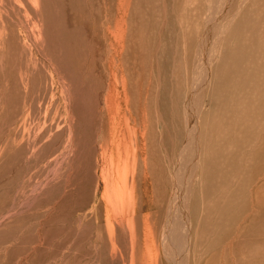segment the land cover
<instances>
[{
	"label": "rangeland",
	"instance_id": "obj_1",
	"mask_svg": "<svg viewBox=\"0 0 264 264\" xmlns=\"http://www.w3.org/2000/svg\"><path fill=\"white\" fill-rule=\"evenodd\" d=\"M189 1L129 0L120 52L113 38L117 0H0V264H122L110 256L106 223L123 217L131 219L137 264L149 227L160 264H175L164 255L166 238L180 224L177 199L175 220L165 228L175 183L183 186L179 195L192 183L193 208H204L196 218L197 245L200 235L208 239L190 264L254 263L243 258L249 243L264 247V181L256 179L264 172V43L251 42L250 25L241 26L205 77L194 55L206 8H197L196 26L189 6L202 0ZM199 90L207 93L194 138L186 110L194 112ZM117 145L121 160L129 155L133 208L107 201L100 169ZM253 202L261 210L252 212ZM247 226L259 238L246 235ZM129 237L120 244L124 264Z\"/></svg>",
	"mask_w": 264,
	"mask_h": 264
},
{
	"label": "bare ground",
	"instance_id": "obj_2",
	"mask_svg": "<svg viewBox=\"0 0 264 264\" xmlns=\"http://www.w3.org/2000/svg\"><path fill=\"white\" fill-rule=\"evenodd\" d=\"M199 1V0H198ZM225 2L226 0H202L201 2V7L200 5L198 6V3L196 2V8H194V3L192 2V0L189 1V4H192L190 5L189 7H192L191 8V11L194 12L195 14V23L196 26H197V20L199 18V14H202V12H197V8L199 7L200 9L201 8H206V10L204 11V18H203V23L201 26L198 25V29L199 33H196V35L198 34L197 38L195 39V41L197 42V45H198V48L196 49L197 50V53L196 55V59L194 60H203L202 61V67L204 68V76L206 77L207 75V69L210 68V63L211 62H214V61H218L221 57V55L223 56L227 50L230 49V47H226L225 49H223L224 45L226 44H231V36H232V33H234L237 37V34H239L238 32H243V30H241V26H246V25H250V33H249V36L250 37V40L251 42L254 41V42H257L258 44H262L264 43V21H263V18H264V10L262 8V5L264 6V2L262 3V0H233L230 4V6H227V10H225L226 7L223 8V6H225ZM128 4H129V0H117V15H116V18H115V34L113 35V38L115 40L114 43H116L119 47V51L121 52L123 47H124V41H125V32H126V28H127V25H126V16H127V11H128ZM165 7V6H164ZM220 8H223L221 13H220V18L218 17V10ZM165 9V8H164ZM163 9V10H164ZM199 10V9H198ZM179 11V10H178ZM190 11V10H189ZM246 11L250 14H252V16L254 17V20H256L257 23H254L252 21L254 20H249L245 14H246ZM160 12V11H159ZM158 12V13H159ZM217 13L214 15V13ZM179 14V13H177ZM212 14L214 15V17L212 16ZM181 15V14H180ZM199 15V16H198ZM158 16V15H157ZM194 16V15H193ZM164 17V16H163ZM218 17V18H217ZM187 18V17H186ZM218 19V20H214L215 23L213 25V29L212 31L209 33H207V35L202 32L201 34V31H202V27L204 25H207V23L211 20V19ZM159 19V18H158ZM164 19V18H163ZM162 19V20H163ZM192 19V18H191ZM178 20V19H177ZM193 20V19H192ZM186 21V20H185ZM184 21V22H185ZM188 21H189V18H188ZM201 21V20H200ZM212 21V20H211ZM213 21V22H214ZM162 23V22H161ZM180 23V22H179ZM189 23V22H188ZM191 23V22H190ZM193 24V25H194ZM209 24V23H208ZM180 25V24H179ZM257 25H261L262 26V29H259L260 32L254 34L253 33V30L256 29V26ZM162 26V25H161ZM174 27V26H173ZM172 27V28H173ZM190 27V26H189ZM259 27V26H257ZM170 28V26H169ZM194 28V27H193ZM245 28V27H244ZM197 29V28H196ZM184 30V29H182ZM191 30H193L191 28ZM207 30H210L209 28ZM194 31V30H193ZM184 32V31H183ZM189 33V31H187ZM237 32V33H236ZM191 33V32H190ZM185 34V33H184ZM193 33H191L192 35ZM187 35V34H186ZM193 36V38L196 37ZM246 35V34H244ZM189 36V35H188ZM241 36V35H239ZM238 36V37H239ZM187 37V36H186ZM247 37V39H248ZM111 38V37H110ZM188 38V37H187ZM192 38V37H191ZM246 39V37L244 38ZM193 40V39H192ZM190 39V41H192ZM187 41V40H185ZM184 41V43H185ZM194 41V40H193ZM195 41L193 43V45H195ZM247 41V40H246ZM236 42V41H235ZM245 42V41H244ZM241 43V42H240ZM247 43V42H246ZM186 44V43H185ZM253 44V43H252ZM191 45V44H190ZM249 45V44H248ZM247 45V46H248ZM188 46V45H187ZM256 46V45H255ZM261 46V45H260ZM190 47V46H189ZM193 46H191L192 48ZM252 47V46H251ZM244 48V47H243ZM258 48V47H257ZM264 48V47H263ZM195 49V46L193 48V50ZM201 49V50H200ZM262 49V47H261ZM235 51H237L236 49H234ZM260 50V49H259ZM233 51V50H232ZM244 51V50H242ZM254 51V50H253ZM196 52V51H195ZM231 52V50H230ZM119 53V52H117ZM228 53V52H227ZM232 53V52H231ZM245 53V52H244ZM193 54V53H192ZM229 54V53H228ZM227 54V55H228ZM236 54V53H235ZM259 54V53H258ZM204 55V58H202V56ZM207 55V56H206ZM244 55V54H243ZM257 55V54H256ZM4 56V55H3ZM235 56V55H232V57ZM252 56V55H251ZM260 56V55H259ZM117 57H118V54H117ZM200 57V59H199ZM240 57V56H239ZM230 59V57H228ZM227 58V59H228ZM241 58H242V55H241ZM240 58V59H241ZM259 58V57H257ZM2 59V58H1ZM117 61L119 60V57L116 58ZM232 59V58H231ZM230 59V60H231ZM235 59V58H234ZM238 59V58H236ZM260 59V58H259ZM193 60V61H194ZM242 60V59H241ZM240 60V61H241ZM244 60V59H243ZM264 60V59H263ZM197 61V63H198ZM208 61V62H207ZM220 61V60H219ZM232 61V60H231ZM234 61V60H233ZM232 61L233 65H234V62ZM239 61V60H238ZM200 62V61H199ZM245 62V61H244ZM257 62V61H256ZM264 62V61H263ZM262 62V63H263ZM195 63V62H194ZM246 63V62H245ZM252 63H254L252 61ZM260 63V62H259ZM199 64V63H198ZM220 64V63H219ZM244 64V63H243ZM255 64V63H254ZM253 64V66H255ZM258 64V63H257ZM196 65V64H195ZM238 65V64H237ZM242 65V64H241ZM246 65V64H245ZM244 65V66H245ZM201 66V65H200ZM206 66V67H205ZM240 66V65H239ZM238 68H243L242 66H240ZM2 67V66H1ZM114 67H115V71H112L113 72V76L116 78V68L118 67L117 64H114ZM203 68H202V71H203ZM235 68V67H234ZM254 68V67H253ZM236 69V68H235ZM234 69V70H235ZM247 68L244 67V70H246ZM257 69V68H256ZM256 69H255V73H256ZM195 70V69H194ZM198 70V69H197ZM223 70V69H222ZM239 70V69H238ZM244 70H240V71H244ZM249 70V68H248ZM247 71V70H246ZM259 71V70H258ZM115 72V73H114ZM201 72V70H200ZM215 72V71H214ZM239 72V71H238ZM249 72V71H248ZM235 73V72H234ZM245 73V71H244ZM247 73V72H246ZM245 73V74H246ZM198 74V73H197ZM200 74V73H199ZM209 74V72H208ZM219 74V73H218ZM221 74H223L221 72ZM249 75H251L250 73H248ZM201 75V74H200ZM203 76V75H202ZM202 76L199 78L201 79ZM195 77V76H194ZM250 78V77H249ZM248 78V79H249ZM252 78V77H251ZM122 79V82H123V78ZM243 79V78H242ZM211 80V79H210ZM250 80V79H249ZM253 80V78H252ZM251 80V81H252ZM114 83L117 82L116 79L112 80ZM206 81V80H205ZM247 81V80H246ZM198 82V80H197ZM196 82V83H197ZM208 82L209 79H208ZM245 82V80H244ZM194 83V82H193ZM207 83V82H206ZM250 83V82H249ZM254 83V81H253ZM204 84V83H203ZM246 84V83H245ZM197 85V84H196ZM206 85V84H205ZM211 85V84H210ZM213 85V84H212ZM211 85V86H212ZM200 86V85H199ZM215 86V85H214ZM246 86V85H245ZM217 86H215L216 88ZM243 87V86H242ZM244 88V87H243ZM247 88V87H245ZM112 89L114 88H110L109 91H112ZM199 89V88H198ZM241 89V88H240ZM202 90V88H201ZM216 91V89H215ZM219 91V90H217ZM204 91H201L199 90L198 94L199 96H197L199 99L195 98V102L192 104L190 103V105L192 106V110H194V112L192 113L189 110H186V112L188 111V114H189V117H188V123L190 125L189 128H190V132L189 134H191L192 137H196V129H197V125H196V122L195 120L197 121L196 119V114L199 113L200 109H201V106L203 104V100H204V96L206 95L207 92H204ZM196 93V92H195ZM197 94V93H196ZM197 94V95H198ZM112 97L113 95L109 94L108 96H106V101H110L112 100ZM192 97V96H191ZM191 102V101H190ZM189 104V102H188ZM194 105V106H193ZM189 107V106H188ZM190 111V112H189ZM187 114V116H188ZM207 114V113H206ZM114 117H113V123H114ZM201 123V122H200ZM115 125V124H114ZM120 128V127H119ZM122 129V128H121ZM115 130H116V127H115ZM124 138V137H123ZM122 138V139H123ZM123 146H124V149L123 151H126L129 147L128 145L126 146L125 143H123ZM235 148V147H234ZM121 149H120V146L117 145V153L116 155H111L110 154V160H108V157L105 158V159H102V165H101V172L102 174H104L103 176V184H104V189L105 191L108 192L107 194V201L112 203V207H119V205L121 207L125 206L126 207H134V189H131L132 190H129L128 188V179H129V176H130V165H129V155L127 156V158L124 160L121 156ZM183 151V150H182ZM131 152V151H129ZM128 153V152H127ZM135 156V152H133V154ZM106 156V155H105ZM104 157V156H102ZM118 159V161L115 162V159ZM196 159V157H195ZM120 160H121V163L122 164H119L120 163ZM182 162V161H181ZM255 162V161H254ZM132 163L135 167V157L132 158ZM196 163V160L194 161V165ZM229 163V162H228ZM177 164V163H176ZM250 164V163H249ZM248 164V165H249ZM191 167L192 170H191V173L190 175H192L193 172H195V167ZM178 166V165H177ZM186 166V165H185ZM250 166V165H249ZM247 167V166H246ZM251 167V166H250ZM136 168V167H135ZM245 169V168H244ZM251 169V168H250ZM247 170V168H246ZM253 170V169H252ZM177 172V171H176ZM178 173V172H177ZM202 173V172H201ZM178 176V175H177ZM231 176V175H230ZM241 177V176H240ZM178 179V177H176ZM187 179V178H186ZM233 179V178H232ZM257 180H261V181H264V172H262L260 175L257 176L256 178ZM133 180V179H131ZM246 180V179H245ZM260 181V182H261ZM133 182V181H132ZM176 182H178V180H176ZM258 183V182H257ZM234 184V183H233ZM242 184V183H241ZM240 185V183H239ZM257 185V184H256ZM262 185V184H261ZM264 185V183H263ZM262 185V186H263ZM175 193L172 195V201H171V205H170V211L169 213L167 214L166 216V223H165V228L167 229V226L170 225L173 220H175V212L177 213L176 211V200L179 199L180 201V210H179V214H178V220H180V224H178L176 227V231L174 230V234L172 236V239L170 237L169 238H166V242H165V247H164V255L167 257L168 261H173L175 264H190L191 263V257H193L195 255V252H196V249L197 248H200V247H204L203 244L205 241H203L204 239H208V235H200V239H202V242L199 243L197 245V241H198V234H197V222H196V218L198 216L199 219H202L203 218V214H204V208H202L201 206L198 207V208H193V201H194V195L196 194H193V191L192 190V183L190 185V188L188 190L187 188V191L185 193V195H179V191L183 189V186H181L179 189H178V185L175 183ZM229 186V184H228ZM244 186V185H243ZM260 186V185H259ZM234 187V186H233ZM237 187V186H236ZM249 187V185H248ZM252 186L249 187V194H250V197L253 193L252 189H251ZM232 188V187H231ZM241 188V187H240ZM247 188V187H246ZM185 190V189H184ZM192 190V191H191ZM256 191V190H255ZM235 192L237 193V191L235 190ZM173 193V192H172ZM191 193V194H190ZM242 193V192H241ZM233 194V193H232ZM259 191H256L255 194H253L255 197H256V201L257 203L259 204L260 202H262L263 204V201H261V199H259ZM175 195V196H174ZM240 195V194H239ZM258 195V196H257ZM233 196V195H232ZM231 196V197H232ZM264 196V195H263ZM235 197V196H233ZM232 200V198H230ZM252 199V198H250ZM239 200V199H238ZM254 200V199H253ZM178 201V200H177ZM255 201V200H254ZM175 202V203H174ZM239 202V201H238ZM221 204V202H220ZM228 204H230L228 202ZM233 204V202H232ZM258 204H254L253 202V205H250V210L252 212H255V206L257 207ZM136 205V204H135ZM264 205V204H263ZM262 205V206H263ZM173 206L175 209H173ZM213 206H215V204H213ZM261 205H258L259 208H262V206L260 207ZM207 208H208V205H207ZM210 208H212V206L210 205ZM264 208V207H263ZM126 209V208H125ZM178 209V208H177ZM216 209V208H215ZM169 210V209H168ZM261 210V209H260ZM233 211V210H232ZM118 212V211H117ZM213 212V211H212ZM221 212V211H220ZM223 212V211H222ZM261 212V211H260ZM264 212V211H263ZM120 213V212H119ZM250 213V212H249ZM123 214V213H122ZM233 214V213H232ZM241 214V213H240ZM256 214V213H255ZM261 213H259L260 215ZM109 215H111L109 213ZM131 216V214H129ZM249 215V214H248ZM264 215V214H263ZM127 216V215H126ZM226 216V215H225ZM109 217V216H107ZM217 217V216H216ZM232 217V216H231ZM241 217V216H240ZM250 217V216H249ZM247 217V219L249 218ZM252 217V215H251ZM215 219V218H214ZM228 219V218H227ZM261 219H264V218H261ZM133 220V219H132ZM177 220V219H176ZM177 220V221H178ZM219 220V219H218ZM234 220V219H232ZM123 221H126V225L123 223ZM204 221V219H203ZM206 221V220H205ZM204 221V222H205ZM249 221V220H248ZM256 221V220H255ZM258 221V220H257ZM171 222V223H170ZM214 222V221H213ZM250 222V221H249ZM253 222V220H252ZM262 222H264L262 220ZM178 223V222H177ZM206 223V222H205ZM208 220H207V224H208ZM233 223V222H232ZM245 223H248V222H245ZM199 224V223H198ZM206 224L205 228L208 229V225ZM217 224V222H216ZM249 224V223H248ZM247 224V225H248ZM264 223H262L263 225ZM176 225V223H175ZM174 225V227H175ZM212 225V224H211ZM210 225V226H211ZM215 225V224H214ZM254 225V224H253ZM209 226V227H210ZM241 226V225H240ZM171 227V226H170ZM173 227V228H174ZM254 227V226H253ZM252 227V228H253ZM260 227V226H259ZM144 228V227H143ZM172 228V227H171ZM204 228V227H203ZM248 228V229H247ZM247 233L246 235H248V232H249V226H247ZM202 229V228H201ZM259 228L257 227V230ZM106 230H107V234H108V240H109V243H110V256L112 258H117V257H120L121 258V261H122V264H124V261H125V258L123 257L122 255V244H123V241H124V238L127 237V235L129 234V238H131V244H130V249H131V253H130V256H129V263L128 264H137L135 262V258H136V251L134 249V242L135 240L133 239V236H132V232H133V228H132V225H131V219L127 218V220L125 219V217L121 218V220H119L118 222H116V224L112 221H110L109 219L107 220V223H106ZM211 231V229H209ZM208 230V231H209ZM252 230V229H251ZM260 230H261V227H260ZM147 232L145 233V238H144V242H143V258L140 260V264H160V261H159V254H158V251H157V247L155 246L157 244V242L155 243L154 241V237L152 235V231H150V227L148 228V230H146ZM207 231V232H208ZM208 232V233H211V232ZM263 231V229H262ZM166 232V231H165ZM172 232V233H173ZM200 232V231H199ZM206 232V233H207ZM203 233V232H202ZM255 233V231H254ZM257 233L259 234V232L257 231ZM255 234L252 235L250 234L249 232V235L254 236L253 238L257 239V236L258 234ZM261 235H264V231L263 232H260V236ZM168 236V234L166 235V237ZM171 236V234H170ZM165 237V236H164ZM264 237V236H263ZM263 237H261V240H264L262 239ZM259 238V236H258ZM260 241V240H259ZM199 242V241H198ZM246 242V241H245ZM244 242V244H245ZM248 242H252L250 240H248ZM246 242V244L248 243ZM121 244V245H120ZM138 244V243H137ZM208 244V243H207ZM249 247H248V244H247V247H248V251H246L245 253V256L243 259H246V258H250L251 261H253L254 263L253 264H259L261 263V261L263 262L264 264V247L261 248L260 245H257L255 244V242H252V243H249ZM163 245V246H164ZM207 246V245H205ZM245 246V245H244ZM140 247V246H139ZM141 247V248H142ZM140 248V249H141ZM205 248V247H204ZM244 248V247H243ZM246 249V248H245ZM139 250V248H138ZM247 250V249H246ZM244 251V250H243ZM233 252V250H232ZM126 255V254H125ZM198 256V255H197ZM196 256V257H197ZM213 258V257H212ZM196 260V259H195ZM193 263V262H192ZM247 263V262H246ZM138 264H139V261H138ZM195 264V263H193ZM262 264V263H261Z\"/></svg>",
	"mask_w": 264,
	"mask_h": 264
}]
</instances>
